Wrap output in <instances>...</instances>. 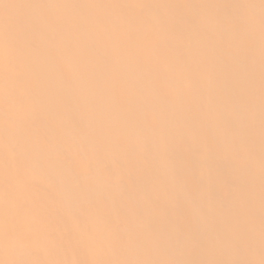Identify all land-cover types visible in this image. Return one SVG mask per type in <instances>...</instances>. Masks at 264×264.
I'll use <instances>...</instances> for the list:
<instances>
[{
	"label": "bare ground",
	"instance_id": "6f19581e",
	"mask_svg": "<svg viewBox=\"0 0 264 264\" xmlns=\"http://www.w3.org/2000/svg\"><path fill=\"white\" fill-rule=\"evenodd\" d=\"M0 264H264V0H0Z\"/></svg>",
	"mask_w": 264,
	"mask_h": 264
}]
</instances>
